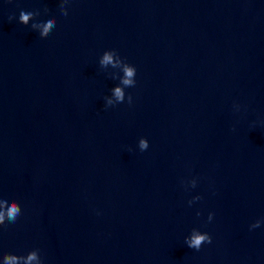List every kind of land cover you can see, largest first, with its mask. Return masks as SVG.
I'll use <instances>...</instances> for the list:
<instances>
[{
  "label": "water",
  "instance_id": "obj_1",
  "mask_svg": "<svg viewBox=\"0 0 264 264\" xmlns=\"http://www.w3.org/2000/svg\"><path fill=\"white\" fill-rule=\"evenodd\" d=\"M61 3L0 0V264H264V0Z\"/></svg>",
  "mask_w": 264,
  "mask_h": 264
},
{
  "label": "clouds",
  "instance_id": "obj_2",
  "mask_svg": "<svg viewBox=\"0 0 264 264\" xmlns=\"http://www.w3.org/2000/svg\"><path fill=\"white\" fill-rule=\"evenodd\" d=\"M68 3V0H62L61 3V12L63 15L67 16L68 12L67 9L64 7L65 4ZM33 13L28 12L25 13L24 11L20 12L19 15V22L21 24L27 25L28 20L30 18V16H32ZM11 19V18H10ZM54 21L52 19H49L42 28V31L40 32V36L41 37H45L47 36L52 29L55 27ZM112 61V56L111 55H105L104 57V63H109ZM125 74L126 77L123 80V84L125 85H132L133 81L130 79L134 74H136V69L134 68H125ZM115 95L117 97L118 100H123L124 99V93L121 91V89L119 87L115 88ZM132 101V97L129 95L128 97V102L131 103ZM109 104H111V101L108 102ZM148 141L146 139H141L140 140V148L143 151L144 149L148 148ZM21 214V208L20 205L16 202V201H12L11 203H9V201L6 198L0 199V224H4L5 220L7 219V221L15 223V221L17 220L18 216H20ZM212 215H209V220H211ZM260 224L259 221H257V223L255 225H252V227H258ZM211 243V237L205 233L203 235L196 233L194 234L190 240H188L187 238L185 239V243L187 244V246L189 248H193L196 250H199L201 245L203 243ZM16 257L14 256H7L6 259L8 260H12L15 259ZM35 258V253H32L28 256L29 260H32Z\"/></svg>",
  "mask_w": 264,
  "mask_h": 264
}]
</instances>
